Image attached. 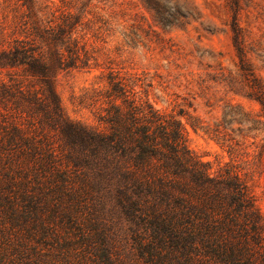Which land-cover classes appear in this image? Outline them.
<instances>
[{
  "label": "trees",
  "instance_id": "trees-1",
  "mask_svg": "<svg viewBox=\"0 0 264 264\" xmlns=\"http://www.w3.org/2000/svg\"><path fill=\"white\" fill-rule=\"evenodd\" d=\"M51 15L28 21L31 39L20 40V65L45 86L36 102L45 121L21 108L20 122L0 115V264H115L100 216L107 207L133 227L140 264H264V228L247 184L231 170L213 176L172 116L136 99L118 103L127 92L119 74L107 77L114 98L99 117L104 131L66 120L48 74L89 68L92 58L72 40L73 17ZM44 39L57 47L49 62L36 44ZM239 62L263 120L238 121L256 137L264 132V88L244 56ZM239 114L228 106L223 116Z\"/></svg>",
  "mask_w": 264,
  "mask_h": 264
},
{
  "label": "rangeland",
  "instance_id": "rangeland-1",
  "mask_svg": "<svg viewBox=\"0 0 264 264\" xmlns=\"http://www.w3.org/2000/svg\"><path fill=\"white\" fill-rule=\"evenodd\" d=\"M53 13L73 17L72 40L92 58L89 68H52L48 74L66 120L104 131L99 117L114 98L107 77L119 74L127 92L117 102L140 100L175 118L188 149L213 176L231 170L247 184L264 228V132L254 137L238 121L244 114L263 120L239 57L264 88V0H0V115L8 123L20 122V108L45 121L36 106L45 86L20 65V40L31 39L28 21L45 23ZM36 44L47 62L54 59L51 41ZM228 106L241 114L224 117ZM100 216L110 230L113 262L140 264L133 227L114 207Z\"/></svg>",
  "mask_w": 264,
  "mask_h": 264
}]
</instances>
